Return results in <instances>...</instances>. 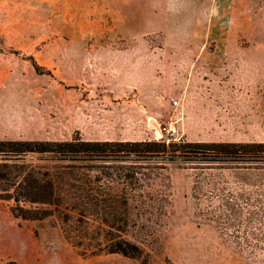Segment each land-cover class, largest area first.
Here are the masks:
<instances>
[{
  "label": "rangeland",
  "instance_id": "obj_1",
  "mask_svg": "<svg viewBox=\"0 0 264 264\" xmlns=\"http://www.w3.org/2000/svg\"><path fill=\"white\" fill-rule=\"evenodd\" d=\"M254 72L264 91V0H0V141H158L160 126L165 142L239 143L249 139L241 92ZM257 133L264 142V126ZM36 158L26 156L50 168L55 200L79 206L86 192L62 168L70 163ZM160 167L153 186L165 201L148 186L127 192L136 201L123 238L137 259L85 252L76 212L68 226L58 213L14 216L0 179V264H264L262 251L233 249L264 248L261 215L243 214L223 241L195 215L194 172Z\"/></svg>",
  "mask_w": 264,
  "mask_h": 264
},
{
  "label": "trees",
  "instance_id": "obj_2",
  "mask_svg": "<svg viewBox=\"0 0 264 264\" xmlns=\"http://www.w3.org/2000/svg\"><path fill=\"white\" fill-rule=\"evenodd\" d=\"M29 60L34 70L41 73L42 68L35 60L32 57ZM27 155H36L39 161L70 163L62 168L70 170L66 172L67 177L82 182L86 192L79 206L57 202L50 168L26 160ZM0 156L3 160L0 179L12 188L9 197L15 203L11 213L30 220L58 213L62 225L68 226L69 213L76 212L75 221L83 222V249L91 254L104 252L119 253L131 259L141 257V249L123 238L130 220V202L136 201V197L129 198L127 192L134 193L148 186L165 201L163 191L161 194L153 186L160 165H184L194 172L190 198L195 205V215L205 224H214L223 241L229 237L226 232L229 225L243 226V220L238 221L243 214L264 218V142L7 140L0 141ZM93 171L96 174H92ZM255 199L257 204H251ZM20 202L45 208H23ZM91 222L97 224L94 229L89 228ZM67 237L72 238L70 234ZM71 243L75 247L82 246L79 240L71 239ZM233 249L251 259L257 252H264V248L239 244Z\"/></svg>",
  "mask_w": 264,
  "mask_h": 264
},
{
  "label": "crops",
  "instance_id": "obj_3",
  "mask_svg": "<svg viewBox=\"0 0 264 264\" xmlns=\"http://www.w3.org/2000/svg\"><path fill=\"white\" fill-rule=\"evenodd\" d=\"M256 68L258 66H255ZM245 90H242V96L246 99V117H241V127H246L249 139L241 140L239 143L262 142L257 138L259 131L264 126V91L262 89V78L258 72L249 73L247 76Z\"/></svg>",
  "mask_w": 264,
  "mask_h": 264
},
{
  "label": "built area",
  "instance_id": "obj_4",
  "mask_svg": "<svg viewBox=\"0 0 264 264\" xmlns=\"http://www.w3.org/2000/svg\"><path fill=\"white\" fill-rule=\"evenodd\" d=\"M162 131H164V129H162V128H160V126L158 127V130H157V132L159 133V139H158V141H165L164 139H162ZM174 131L175 130H168L167 132H168V134H170V135H172L173 133H174ZM168 138H166V140H167Z\"/></svg>",
  "mask_w": 264,
  "mask_h": 264
}]
</instances>
